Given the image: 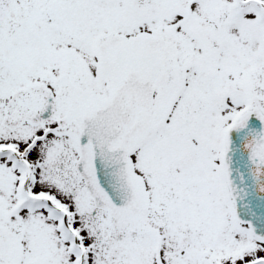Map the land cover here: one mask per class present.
<instances>
[{
    "label": "snow or ice",
    "instance_id": "6c2138e0",
    "mask_svg": "<svg viewBox=\"0 0 264 264\" xmlns=\"http://www.w3.org/2000/svg\"><path fill=\"white\" fill-rule=\"evenodd\" d=\"M0 264H264V0H0Z\"/></svg>",
    "mask_w": 264,
    "mask_h": 264
}]
</instances>
